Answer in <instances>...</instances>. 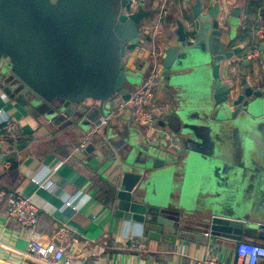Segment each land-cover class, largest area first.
Returning a JSON list of instances; mask_svg holds the SVG:
<instances>
[{"label": "water", "instance_id": "1", "mask_svg": "<svg viewBox=\"0 0 264 264\" xmlns=\"http://www.w3.org/2000/svg\"><path fill=\"white\" fill-rule=\"evenodd\" d=\"M213 4L195 0L190 5L192 24L176 20L174 34L152 40L142 65L131 69L130 51L140 45L144 23L153 15L145 0H0V89L42 125H51V109L68 118L65 127L79 138L77 155L97 164L95 176L114 180L104 179L115 188V217L141 225L150 239L200 242L210 239L205 236L209 232L239 243L245 232L257 229L254 236L264 242V222L252 221L250 206L217 202L205 214L196 210L190 196L179 197L187 207L182 211L165 204L162 195L176 169L187 170L199 185L196 178L210 162L203 158L210 142L200 143L190 127L202 122V112L220 125L264 122V58L249 52L254 42L264 57V42L248 40L239 46L232 19L241 9L228 13L223 4ZM235 57L239 59L233 61ZM155 66L164 80V100L174 104L172 133L185 138L176 140L182 151L176 152V141L166 135L158 144L142 136L136 147L132 134L115 137L105 128L84 143L102 118L112 119L108 114L117 97L128 102L137 77ZM67 105L74 109L71 117L63 110ZM261 142L264 148V135ZM259 157L263 164L258 162L255 172L264 178V151ZM204 185L211 186L207 180ZM199 191L205 198L206 191ZM185 221L191 228L175 234Z\"/></svg>", "mask_w": 264, "mask_h": 264}, {"label": "crops", "instance_id": "2", "mask_svg": "<svg viewBox=\"0 0 264 264\" xmlns=\"http://www.w3.org/2000/svg\"><path fill=\"white\" fill-rule=\"evenodd\" d=\"M145 2L148 9L153 10V15L144 23V36L140 45L130 51L127 66L131 69L142 65L149 54L152 40L174 34L176 20L180 19L189 26L192 24L190 5L195 0H145ZM212 2L223 4L228 13H232L236 8L241 9L239 17L232 19L239 37V46L242 43L248 44V39L251 41L258 39L257 31L264 18L263 0H212ZM157 8L159 11L156 10ZM163 9L167 12L165 18L162 16ZM244 35L249 38H244ZM261 58H264L263 55ZM238 59L239 57H235L233 61ZM240 68L242 71L246 69V67ZM147 69L149 70L143 76L142 82L152 68ZM142 84L136 83L132 91ZM163 94L164 80L160 79L155 91L156 99L153 102L158 115L157 131L150 135L148 140L141 130L144 139L154 144H158L163 135L173 142L179 138L185 139L181 132L172 133L174 104L165 101ZM200 95H203V92ZM116 100L117 107L124 103L121 101V96ZM201 108L200 111L204 110ZM126 109L125 105L119 113L111 115L114 120L109 121L104 127L106 132L114 131L113 136L116 137L125 133L131 135L133 125L137 129L131 108H128L130 117L127 116L128 109ZM115 111L117 108H113L112 112ZM204 114L205 112L201 113V118ZM205 117L211 121L212 128H215L217 121L209 116V113L205 114ZM7 122L39 140L31 146L29 149L31 154L20 163L18 169H13L9 162L0 165V193L7 194L8 190H13L23 196L31 197L39 206L40 214L37 228L29 232L7 217L6 199L0 202V264H37L23 254L26 252L28 242L32 239L48 243L60 227H65L67 230L68 238L65 245L73 264H197L209 258H215L220 264H237L238 243L212 236L200 242L180 238L173 242L150 239L145 235V228L141 225L117 219L112 206L97 198L99 186L94 182L96 172L93 171L97 164L78 157L76 149L79 146V138L65 126L42 125L0 89V127ZM201 124L202 122H199L194 126L199 128ZM96 128L93 126L91 132ZM159 131L162 132L161 137ZM175 145L176 152L182 151L183 145L180 142L176 141ZM6 149L5 141L0 139V161L5 158ZM204 154L205 159H210L208 154L205 152ZM185 157L186 154L179 159L182 161ZM255 171L253 169L251 172ZM174 176L175 180L180 182L182 177L185 179L188 176V172L185 169H176ZM36 181L40 184L45 183L46 188H41ZM253 190L251 189L252 193ZM180 191L181 189L173 191L172 194L179 195ZM197 193L200 196L199 190ZM184 209H187L185 205ZM251 219L253 222H264V219ZM254 230L245 232L243 241L259 243L253 238L255 232H258L257 229ZM134 239H142L145 248L139 252L125 251L124 243Z\"/></svg>", "mask_w": 264, "mask_h": 264}, {"label": "rangeland", "instance_id": "3", "mask_svg": "<svg viewBox=\"0 0 264 264\" xmlns=\"http://www.w3.org/2000/svg\"><path fill=\"white\" fill-rule=\"evenodd\" d=\"M156 10L159 11V8ZM147 70L149 69L144 70L142 75L137 77L136 83L138 85L143 83V76ZM160 79L162 78L160 77ZM126 107L127 109L130 107L129 103H126ZM63 110H67L69 117H71L74 109L73 107L69 108L67 105ZM49 113L51 114V116H49V120L51 121L50 127L53 125L65 126V123L68 122V118L61 117L59 112L55 109H51ZM207 113L209 112H205V114ZM111 114L112 111H109L108 115L111 116ZM205 114L199 128L197 126L194 127V125L190 128L193 132H195V135L199 138L200 143L205 141L210 142V148L204 150V152L210 156V162L207 165L204 161H202L203 164L206 165L202 171L204 174L196 178L199 181V185L197 187L194 184L193 178H188V176L185 179L182 177L180 182H178V180H175L176 177L173 172L171 175L173 179L172 184L162 190L165 204L172 205L177 209H184V203L179 200V197L185 196L186 194V197H191L190 199H192V203L195 205L194 207L196 210L200 209L203 213L208 214V210L210 209L209 206L215 205L217 202L231 206L238 201L244 204L245 207L250 206L252 208L254 211L252 217L254 219H263L264 184L261 181H263L264 178H261L260 175L247 169H257L258 162L263 164V159H261L259 155L264 151V148L261 145L262 136L264 135V122L254 124L253 127L249 124H244V126H236L232 124L220 125V120L216 118L215 120H217V124H215V128H212L211 121L205 117ZM129 115L130 110L128 109L127 116L130 117ZM113 120L114 119H111L110 121ZM218 124L220 126H218ZM254 126L259 127L255 129ZM133 128V132L131 131V134L135 136V138L132 139L133 145L138 147L141 144L142 139L140 134L142 132L138 126L136 129L135 125H133ZM238 128L239 130H237ZM114 133V131L111 132V134ZM78 157L80 158L79 155ZM213 157L215 158L213 159ZM250 157H252V162L249 161ZM89 160L90 158H87L86 161ZM196 161L199 160L196 159ZM225 161L228 162L226 163ZM242 167H245V169ZM106 178L111 180V183L114 184V180L112 178L109 176ZM205 180H207L208 184L211 186L204 185ZM180 189L181 191L179 197L178 195L172 194L173 191ZM198 189L206 191L205 198L199 196L197 193ZM251 189H254L253 193ZM197 197L200 201L198 204H195ZM202 204H205L204 207ZM201 226L206 227L205 225ZM176 227L181 228L175 230L174 232L175 234H179L181 230H189V228H191V224L185 221V223L179 224ZM253 238L255 241L264 244V242L258 240L256 236Z\"/></svg>", "mask_w": 264, "mask_h": 264}, {"label": "built area", "instance_id": "4", "mask_svg": "<svg viewBox=\"0 0 264 264\" xmlns=\"http://www.w3.org/2000/svg\"><path fill=\"white\" fill-rule=\"evenodd\" d=\"M162 16L164 18L167 16V12L164 9ZM257 37L264 42V18L257 31ZM257 54H259L258 51L255 52V55ZM233 72H235L234 69ZM160 77V68L157 66L153 67L145 77L143 84L132 91L130 100L128 102L123 101L124 103L118 105V107L116 106L117 111L112 113V116L116 112L119 113L124 109L126 103H129L136 125L145 133L144 136L148 140L150 139L149 136L157 131L158 115L155 107H153V102L155 101V91L159 85ZM108 122L107 118H102L100 124L96 126L97 128L93 132L85 135L84 143L92 141L96 134L103 131L104 127L108 125ZM4 130L13 131L18 129L16 125L7 122L4 124ZM158 134L161 136L162 132L159 131ZM36 183L41 188H46L45 183L40 184L38 181ZM4 199H6L8 204L7 217L16 221L24 230L33 232L38 226L40 214V208L33 199L17 192L10 193L9 195L0 193V202L4 201ZM205 236L211 238L209 232L205 233ZM67 238L66 228L60 227L48 243L31 239L28 242L26 252L23 254L37 264H73L70 254L67 252V245H65ZM144 248L145 243L142 239L126 241L123 247L125 251L129 252H139ZM236 254L238 259L237 264H264V244L245 241L239 242L236 247ZM197 264L220 263L215 258H209L199 261Z\"/></svg>", "mask_w": 264, "mask_h": 264}, {"label": "trees", "instance_id": "5", "mask_svg": "<svg viewBox=\"0 0 264 264\" xmlns=\"http://www.w3.org/2000/svg\"><path fill=\"white\" fill-rule=\"evenodd\" d=\"M245 37L246 39L247 37L249 38V36L244 35V38ZM0 139H3L7 146V154L5 158L0 161V165L9 162L13 169H18L20 163L31 154L29 153L31 146L39 140L22 130L6 131L4 130V126L0 127ZM23 152H25V154H22ZM94 182L99 186L97 198L104 201L105 204L111 205L115 194L114 186L98 176H96ZM13 192V190H8L7 195Z\"/></svg>", "mask_w": 264, "mask_h": 264}, {"label": "flooded vegetation", "instance_id": "6", "mask_svg": "<svg viewBox=\"0 0 264 264\" xmlns=\"http://www.w3.org/2000/svg\"><path fill=\"white\" fill-rule=\"evenodd\" d=\"M254 50H255V52L258 51L259 54L258 55H255ZM249 52H250V54H252L251 55L252 57H257V58H261L262 57V54L259 52V49L258 48H255L254 45H253V43H252V47L250 48V51ZM261 60H263V58Z\"/></svg>", "mask_w": 264, "mask_h": 264}]
</instances>
